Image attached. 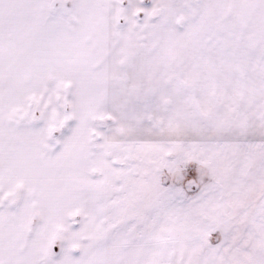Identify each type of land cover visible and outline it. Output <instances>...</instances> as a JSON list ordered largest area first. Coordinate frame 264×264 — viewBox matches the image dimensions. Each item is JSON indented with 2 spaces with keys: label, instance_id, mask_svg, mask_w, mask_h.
<instances>
[{
  "label": "snow or ice",
  "instance_id": "snow-or-ice-1",
  "mask_svg": "<svg viewBox=\"0 0 264 264\" xmlns=\"http://www.w3.org/2000/svg\"><path fill=\"white\" fill-rule=\"evenodd\" d=\"M0 264H264V0H0Z\"/></svg>",
  "mask_w": 264,
  "mask_h": 264
}]
</instances>
